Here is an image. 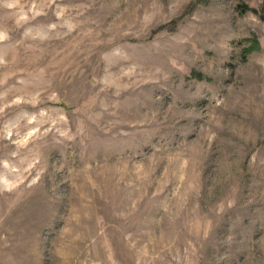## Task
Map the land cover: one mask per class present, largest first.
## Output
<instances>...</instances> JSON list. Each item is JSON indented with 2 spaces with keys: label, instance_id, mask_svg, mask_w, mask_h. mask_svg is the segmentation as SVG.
<instances>
[{
  "label": "rangeland",
  "instance_id": "rangeland-1",
  "mask_svg": "<svg viewBox=\"0 0 264 264\" xmlns=\"http://www.w3.org/2000/svg\"><path fill=\"white\" fill-rule=\"evenodd\" d=\"M0 264H264V0H0Z\"/></svg>",
  "mask_w": 264,
  "mask_h": 264
},
{
  "label": "trees",
  "instance_id": "trees-1",
  "mask_svg": "<svg viewBox=\"0 0 264 264\" xmlns=\"http://www.w3.org/2000/svg\"><path fill=\"white\" fill-rule=\"evenodd\" d=\"M246 9H247V8H243V10H242V11H243V12H246Z\"/></svg>",
  "mask_w": 264,
  "mask_h": 264
}]
</instances>
